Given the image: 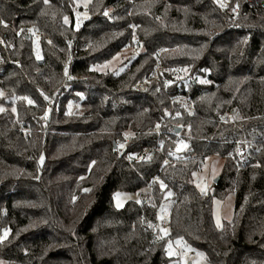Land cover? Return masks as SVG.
<instances>
[{"label": "trees", "instance_id": "obj_1", "mask_svg": "<svg viewBox=\"0 0 264 264\" xmlns=\"http://www.w3.org/2000/svg\"><path fill=\"white\" fill-rule=\"evenodd\" d=\"M78 11L88 18L76 29ZM0 20V264H174L180 238L209 264H264V0L224 12L213 0H0ZM133 37L141 52L125 69L90 70ZM156 56L168 85L139 87ZM182 95L195 110L166 114ZM166 136L161 153L137 158ZM180 139L184 161L173 157ZM215 154L225 165L205 194L193 174ZM146 188L140 203L114 206L117 191ZM231 193L234 216L218 228L213 199Z\"/></svg>", "mask_w": 264, "mask_h": 264}, {"label": "rangeland", "instance_id": "obj_2", "mask_svg": "<svg viewBox=\"0 0 264 264\" xmlns=\"http://www.w3.org/2000/svg\"><path fill=\"white\" fill-rule=\"evenodd\" d=\"M220 2H223V0H220ZM227 3V0H225ZM228 4V3H227ZM85 12H81V14H84ZM84 17V15H81ZM77 19L75 20V28L79 29L81 27V23L79 22V27L77 28ZM138 48V51L135 49ZM141 52V47L137 45L135 40L133 43H129L125 48H123L120 52V56L117 60L113 61L112 58L108 61H111V63L107 67H102V70L100 72H121L123 69H125L126 66H128L131 61ZM106 62V61H105ZM105 62L100 63L96 66H103ZM188 76V71L183 70L181 72V76H178L179 78H184ZM0 92L4 93L1 89ZM1 96V95H0ZM195 102V101H194ZM193 111H190L192 113ZM231 116V115H230ZM181 126L182 125H178ZM183 141L185 144H187L186 148H181L179 151L177 150L176 146L174 148L173 157L180 159V157H184L185 152L188 149V142L185 139H180L178 141ZM171 161H173L171 158H169ZM225 165V158L221 157L220 155H211L205 158L203 161V164L200 166V168L195 172V175L193 176V180L195 185L198 187V189L205 194H209L213 191L214 183L216 182V179L220 177L223 168ZM150 191V188H146L142 190L141 192H124V191H117L121 193L120 201H121V207L122 208L126 205L127 202L132 200H140L143 193H146ZM116 192V193H117ZM172 195V193H171ZM169 195V196H171ZM113 203L116 208V200L113 197ZM236 203V196L235 193L229 194L225 199H220L215 197L213 199V214H214V222L217 226V221H219L220 226L218 228L223 227L225 221H229L234 216V208ZM172 208V200L169 198L165 201L163 205V211L166 213L167 216H169ZM166 228L169 230L168 224L166 221L161 220V228ZM170 232V230H169ZM168 232V235H169ZM162 237H166L164 233L161 231ZM167 235V236H168ZM179 241V242H178ZM172 251L174 255H178L180 253V261H176L174 264H209L205 255L200 256L195 250H193L190 246H187L183 241L181 240H175L172 243ZM184 251V253L181 254V252ZM173 264V263H171Z\"/></svg>", "mask_w": 264, "mask_h": 264}, {"label": "built area", "instance_id": "obj_3", "mask_svg": "<svg viewBox=\"0 0 264 264\" xmlns=\"http://www.w3.org/2000/svg\"><path fill=\"white\" fill-rule=\"evenodd\" d=\"M213 1L216 2L217 6L220 8V10L222 12L225 11V9L227 7V3L230 2V0H227V3L225 2V0H223V2H220V3H217V0H213ZM221 3H223L225 6L221 7L220 6ZM104 13H105V11H104ZM79 20L82 21L83 17L80 16ZM129 27L133 30V33H134L135 32V25L133 23H131L129 25ZM40 37H41V34L39 32L34 31V30L32 31V38L34 39V41L37 42L40 39ZM3 48H5V49L7 48V42L2 37H0V56H1V50ZM135 50L138 51V48H136ZM161 52L162 51H159L158 54L160 55ZM155 60H156V65H155L154 69L150 72L149 75L145 76L141 81H139V83H138L139 87H144L145 85L152 84V83H158L159 86L168 85V79L164 75H162L163 64H162V61H161L160 57L156 56ZM64 85L66 86L65 83H64ZM66 90H69V88L66 87ZM42 97H43V100L45 101L46 104H48V105H52L53 104L52 97L48 96L47 94H43ZM45 97H47L48 99H45ZM170 105H171L172 108H170V109L167 108L165 110V112L168 115H171V110L173 108H175L176 106H179L180 108H183V109H185V110H187L189 112L195 110V102L188 95H182V96H177V97L170 98ZM150 131L161 133L162 130L159 127L158 129L155 128V129H151ZM131 138H132V134H130L128 132L124 133L123 138L119 142V152L120 153H123L126 150V148L128 147V145L131 142ZM168 141H169V137L166 136L165 138H163L160 141L159 144H156V145L152 146L150 149L147 150L149 152V154L146 152V153H143L141 155H138L137 158H143V157L145 158L146 156L148 157V155H150V154L161 153L163 151V147L166 145V143ZM121 144L124 145L123 148L120 147ZM180 160L184 161L185 159L182 157V158H180ZM171 162L172 161L168 158L167 159V163H171ZM157 214L159 215V217H161L164 221L167 222L169 216H167L166 213L163 210H158ZM182 253H184V251H182L181 254Z\"/></svg>", "mask_w": 264, "mask_h": 264}, {"label": "snow or ice", "instance_id": "obj_4", "mask_svg": "<svg viewBox=\"0 0 264 264\" xmlns=\"http://www.w3.org/2000/svg\"><path fill=\"white\" fill-rule=\"evenodd\" d=\"M88 2H89V0H84V6H85V8L87 7ZM44 3L47 4V3H48V0H44ZM217 3H220V0H217ZM220 6H221V7H224L225 5H224L223 3H221ZM237 7H238V5H237ZM233 11H235V9H233ZM76 15H77V18H78V19H77V28H78V27H79V17H80L81 15H84V18H85V19H87L88 17H87V15H86V13L81 14V13L78 12ZM104 15H105V16H108V12L105 11ZM2 23H4V22H3L2 20H0V24H2ZM64 23H65V24H68V23H69V19H68L67 16L64 17ZM133 40H135V37H133ZM119 56H120V53H117L115 56L112 57V60H113V61L117 60ZM37 58L39 59V55L37 56ZM110 63H111V61H106L105 64H104L103 66H94L93 69H90V70L100 71V70H102V67H107ZM65 76H68L67 65H65ZM71 78H72V77L68 76V79H71ZM200 82H201V83H208L207 80H201ZM0 95H3V93L0 92ZM22 99L26 100L27 103L30 104V105H31V104H34V101L31 100V99H29L28 97H23ZM45 99H48V98L45 97ZM2 111H4V109H3V108H0V112H2ZM15 111H16L15 108H13V112H15ZM166 114H167V113H166ZM47 115H48V113H47V111H46L45 114H44V118H46ZM176 115L179 116L180 113L177 112ZM222 119H223V117H222ZM156 127H157V129H158V128L160 127V125L157 124ZM177 135H179V133H177ZM120 147L123 148L124 145L121 144ZM186 147H187V144H185L182 140H181V141H178V142L176 143V148H177L178 151H179L181 148H186ZM169 154H171V152H170ZM130 158H131V157H130ZM43 161H44V156H43V154H41V156H40V158H39V163L42 164ZM93 163H94V162H93ZM165 163H167V160L165 161ZM193 175H195V173H194ZM153 179L159 182L161 189H164V188L166 187V185L163 183V181H159V178H158V177H154ZM85 191H88V189H85ZM121 195H122V194L119 193V192L114 193V199L116 200V206H117L118 208L122 206V205H121V201H120V197H121ZM167 195H171V193L168 192ZM73 199H75V198H73ZM137 203H140V201L137 200ZM157 218L159 219V218H161V217L158 216ZM149 226L151 227V224H150ZM217 226H218V227L220 226L219 221H217ZM9 231H10V230L7 229V228L3 230V234L0 235V241H3V240L7 237V235L9 234ZM161 231L164 233L165 236L168 235V232H169L168 229H166V228H162ZM180 240L182 241V238H180ZM178 242H179V241H178ZM167 254H168L169 256L174 255V253H173V251H172V248H171V242L169 243V247H168V250H167ZM198 255L203 256L204 254H203V253H198Z\"/></svg>", "mask_w": 264, "mask_h": 264}, {"label": "water", "instance_id": "obj_5", "mask_svg": "<svg viewBox=\"0 0 264 264\" xmlns=\"http://www.w3.org/2000/svg\"><path fill=\"white\" fill-rule=\"evenodd\" d=\"M174 129H175V131H176L177 133H180L181 130H182V127H181V126H175ZM115 147H116V146H115ZM218 181H219V178L216 179V182H218Z\"/></svg>", "mask_w": 264, "mask_h": 264}]
</instances>
